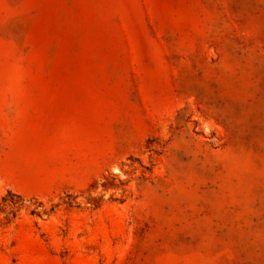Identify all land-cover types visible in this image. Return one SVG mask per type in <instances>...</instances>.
<instances>
[{"label": "rangeland", "instance_id": "obj_1", "mask_svg": "<svg viewBox=\"0 0 264 264\" xmlns=\"http://www.w3.org/2000/svg\"><path fill=\"white\" fill-rule=\"evenodd\" d=\"M0 264H264V0H0Z\"/></svg>", "mask_w": 264, "mask_h": 264}]
</instances>
